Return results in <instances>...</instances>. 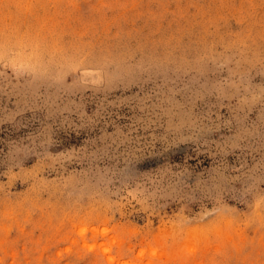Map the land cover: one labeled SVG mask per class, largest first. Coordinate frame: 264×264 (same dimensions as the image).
Here are the masks:
<instances>
[{
    "label": "rangeland",
    "instance_id": "rangeland-1",
    "mask_svg": "<svg viewBox=\"0 0 264 264\" xmlns=\"http://www.w3.org/2000/svg\"><path fill=\"white\" fill-rule=\"evenodd\" d=\"M0 264H264V0H0Z\"/></svg>",
    "mask_w": 264,
    "mask_h": 264
}]
</instances>
